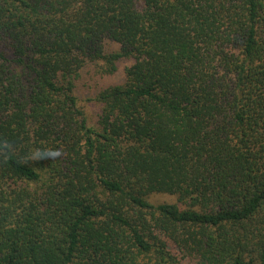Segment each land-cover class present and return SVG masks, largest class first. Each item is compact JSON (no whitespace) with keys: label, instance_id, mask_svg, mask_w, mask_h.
Returning a JSON list of instances; mask_svg holds the SVG:
<instances>
[{"label":"trees","instance_id":"trees-1","mask_svg":"<svg viewBox=\"0 0 264 264\" xmlns=\"http://www.w3.org/2000/svg\"><path fill=\"white\" fill-rule=\"evenodd\" d=\"M0 264H264V0H0Z\"/></svg>","mask_w":264,"mask_h":264},{"label":"rangeland","instance_id":"rangeland-1","mask_svg":"<svg viewBox=\"0 0 264 264\" xmlns=\"http://www.w3.org/2000/svg\"><path fill=\"white\" fill-rule=\"evenodd\" d=\"M93 92H94L93 89L92 90L87 89L84 92L83 96L81 97L84 108L91 118H93L96 114V104L94 100H92L94 96ZM149 200L152 201L153 203L174 202L175 197L168 194H151L149 196Z\"/></svg>","mask_w":264,"mask_h":264}]
</instances>
